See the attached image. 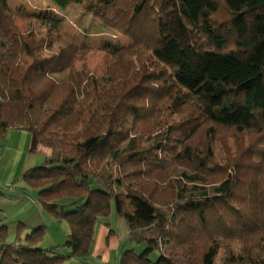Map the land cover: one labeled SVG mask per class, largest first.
<instances>
[{
  "label": "trees",
  "instance_id": "trees-1",
  "mask_svg": "<svg viewBox=\"0 0 264 264\" xmlns=\"http://www.w3.org/2000/svg\"><path fill=\"white\" fill-rule=\"evenodd\" d=\"M51 1L81 3L130 44L105 43L95 76L88 47L42 54L63 17L38 14L48 33L23 34L0 0V138L26 130L29 153L50 150L7 187L35 189L39 206L70 226L66 256L39 247L37 227L4 246L0 264H84L111 205L126 220L125 245L145 243L142 254L123 249L118 264H211L217 251L264 264V0H173L203 49L167 29L163 0ZM215 143L223 161L209 153Z\"/></svg>",
  "mask_w": 264,
  "mask_h": 264
},
{
  "label": "rangeland",
  "instance_id": "rangeland-1",
  "mask_svg": "<svg viewBox=\"0 0 264 264\" xmlns=\"http://www.w3.org/2000/svg\"><path fill=\"white\" fill-rule=\"evenodd\" d=\"M85 1L90 2V0ZM6 2L9 13L23 34L31 35L33 33L42 37L48 33L47 24L37 17L38 14L63 17L58 28L53 30L51 35L49 34V43L43 48L42 54L56 53L68 43H74L79 47H88L90 50L86 56V66L95 76H102L107 66L109 54L102 49L105 43H119L123 46L130 44L125 36L123 37L93 17L81 3L71 2L61 10L46 4L43 0H6ZM260 10L250 11V13L255 14ZM161 11L168 24L167 29L171 30L183 45L193 42L200 44L201 49L205 48L204 39L191 29L185 19H181L175 14L173 0H163ZM1 43L0 37V54L4 52ZM81 64L80 61L77 62L74 68L79 69ZM6 138L7 131L0 138V152L2 153L8 149ZM153 138L155 139L156 136ZM23 152V168L28 169L36 166L35 159L39 154L29 153L28 150ZM209 153L216 158V161H223L224 153L219 143L213 144L209 148ZM37 227H41L43 231L41 240L37 244L39 247L53 252L50 253L51 255L66 256L69 253V249L63 245L70 234V226L67 221L65 219L58 221L57 216L44 211L36 201L35 189L22 190L14 186L7 187L0 182V257L4 246L16 245L18 242L24 241L26 234ZM102 229L105 230L103 235L101 234ZM106 229L112 231L110 236H107ZM127 233L126 220L117 216L114 206L111 205L108 215L99 217L93 225V240L84 264H118L120 253L126 248H134L138 254H142L145 243L125 245ZM238 251L237 248L233 251L235 256ZM223 256V251H217L216 254L209 256V261H212L211 264H236L231 259L224 260ZM157 257V251L149 253L151 261H155ZM65 264L82 263L76 258H72L66 260Z\"/></svg>",
  "mask_w": 264,
  "mask_h": 264
},
{
  "label": "crops",
  "instance_id": "crops-1",
  "mask_svg": "<svg viewBox=\"0 0 264 264\" xmlns=\"http://www.w3.org/2000/svg\"><path fill=\"white\" fill-rule=\"evenodd\" d=\"M43 1L46 4L56 7L51 0ZM56 8L58 9V7ZM6 140L8 149H6L4 153L0 152V182H2L4 185H9L10 183L17 181L22 171L25 170L23 168V151L29 150L31 135L26 130L9 129L7 130ZM36 153L39 155L35 159V162L37 165H39L44 161L46 156L50 155V150L37 147ZM106 231L108 232L107 229ZM104 232L105 230L102 229L101 234L103 235Z\"/></svg>",
  "mask_w": 264,
  "mask_h": 264
}]
</instances>
